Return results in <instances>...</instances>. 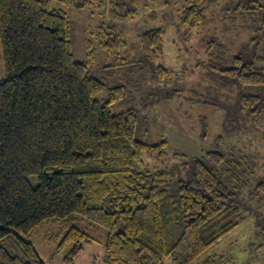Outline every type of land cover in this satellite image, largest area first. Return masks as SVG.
<instances>
[{
  "label": "trees",
  "instance_id": "16d2710c",
  "mask_svg": "<svg viewBox=\"0 0 264 264\" xmlns=\"http://www.w3.org/2000/svg\"><path fill=\"white\" fill-rule=\"evenodd\" d=\"M53 1L0 0L6 72L0 82V264H46L22 235L50 219L60 225L50 242L58 250L73 244L65 263L74 264L91 239L70 222L72 214L107 231L106 264H163L165 259L193 264L240 227L251 215L248 209L256 210L230 187L237 181L240 190L247 182L243 160L233 153L206 152L187 164L175 187L171 171H142L144 156L161 158L167 142L147 144L136 138V110L113 114V105L126 95L123 87L108 88L92 75L90 42L89 61L75 59L68 16L53 9ZM55 1L58 7L83 9L93 0ZM118 1L127 7L124 16L133 18L139 4L149 7L153 0ZM216 1L184 0L181 24L193 31ZM248 3L264 14V0ZM244 8L239 5L235 12ZM163 33L154 29L141 35L148 63L162 53ZM100 45L112 53L127 42L113 28L101 36ZM155 71L161 82L171 73L163 66ZM219 72L232 86H264V69L241 55ZM237 106L257 116L264 111V99L241 94ZM30 176L37 177L36 187ZM251 195L264 204V179ZM257 224V235L264 237V219ZM232 263L229 254L203 262Z\"/></svg>",
  "mask_w": 264,
  "mask_h": 264
},
{
  "label": "rangeland",
  "instance_id": "374dc122",
  "mask_svg": "<svg viewBox=\"0 0 264 264\" xmlns=\"http://www.w3.org/2000/svg\"><path fill=\"white\" fill-rule=\"evenodd\" d=\"M248 2L218 0L207 8L205 20L189 31L179 19L184 0H153L149 7L139 4L133 18L124 16L127 7L118 0H93L83 9L58 7L53 1V9H61L68 16L75 59L89 61L90 42L92 75L108 88L123 87L126 95L113 105V114L136 110V138L147 144L167 142L161 158L144 156L142 171H171L170 184L175 187L177 180L185 177L187 164L206 152L233 153L243 160L247 182L240 190L237 181L230 187L239 192L245 206L256 210L248 209L249 218L193 264L227 254L234 264H264V237L257 235V219H264V204L251 195L264 179V111L253 116L237 106L241 94L264 99V86H232V80L219 72L239 55L264 69L260 59L264 57V14L251 10ZM239 5L246 9L235 12ZM113 28L124 34L127 45L119 52L109 53L100 41ZM154 29L164 31L163 51L153 63H148L143 59L140 38ZM157 66L171 70L167 80L158 79ZM5 78L0 44V82ZM29 181L37 186L36 176H30ZM69 220L91 239L74 264H106L107 231L90 225L77 214L70 215ZM59 228V223L50 219L30 235H22L46 264H66L73 247L69 244L58 250L56 243L50 242ZM163 264H171L170 259Z\"/></svg>",
  "mask_w": 264,
  "mask_h": 264
}]
</instances>
